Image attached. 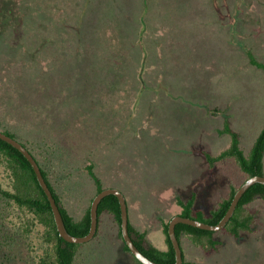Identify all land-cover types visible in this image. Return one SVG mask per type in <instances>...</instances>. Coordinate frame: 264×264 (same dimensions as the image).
Here are the masks:
<instances>
[{"label": "rangeland", "instance_id": "374dc122", "mask_svg": "<svg viewBox=\"0 0 264 264\" xmlns=\"http://www.w3.org/2000/svg\"><path fill=\"white\" fill-rule=\"evenodd\" d=\"M78 1L81 11V0H19L16 8L0 0V128L46 135L54 150L45 155L76 218L95 195L85 170L94 163L105 188L124 194L130 221L164 250L161 220L181 211L177 197L187 201L197 193L196 208L208 213L230 182L240 183L234 168L210 171L205 156L229 146L230 137L219 134L226 117L247 153L264 129V69L248 56L251 51L264 63V0H163L161 10L152 5L147 16L146 52L137 42L140 2L109 1L125 13L100 21L93 37L98 42L89 46L82 36L89 27L80 22V33L77 28L70 35L57 14L76 10ZM7 3L17 9L14 15L2 10ZM43 3L53 10L35 11ZM109 40H118L120 48ZM106 42L119 59L101 56ZM93 64L99 69L94 76L88 70ZM169 188L175 199L162 202ZM249 209L255 215L252 233L236 239L218 232L222 244L211 254L185 239L186 260L264 264V202ZM101 220L99 236L85 244L76 264H134L113 217L105 213ZM3 251L15 264H25L29 254L22 241Z\"/></svg>", "mask_w": 264, "mask_h": 264}, {"label": "trees", "instance_id": "16d2710c", "mask_svg": "<svg viewBox=\"0 0 264 264\" xmlns=\"http://www.w3.org/2000/svg\"><path fill=\"white\" fill-rule=\"evenodd\" d=\"M8 1L16 8L15 3L19 0ZM109 1L111 0H81V4L86 6L81 11H79V1L76 10L72 9V7H70L68 12H66L64 8V13L63 9H60L61 11L58 10V17L66 22V24H64L63 32L68 28L70 35L78 33L76 31L77 28L79 29L78 24L83 22V24L85 23L86 28L89 27V29L84 32L85 35H82L84 36L83 39L88 42L89 46H96L95 43H97L98 40L93 37H96L94 29L100 27L98 23L100 21L106 22L109 16H112V18H118V16L120 17V14L125 13L126 10L124 7L121 11L117 10L116 6L114 9L113 6L115 5V2L109 5ZM136 1L143 5L141 14L142 23H140L142 24L140 30L141 35L139 32L137 42H140L138 46H143L144 51L146 52L145 49H147V45L145 43V35L147 32L145 27L147 16L149 15L152 5H157L160 11L163 0ZM8 3L1 5L2 10H10V12H13V9H9ZM124 4H126L125 1L120 0V5L122 6ZM52 7L53 6L50 4H46L45 6V3H43L36 6L35 11H39V13L42 12V14L45 15L53 10ZM25 8L26 7H24V9ZM147 8H149V12H147ZM155 8L157 7L155 6ZM16 12L17 9L14 10L13 15ZM67 20H70L68 24ZM103 29V27L100 28L101 32L105 35V30ZM142 35L143 45L141 43ZM86 36H89V39ZM117 41L118 40H116V42L109 40L112 44V48H120ZM107 45L108 42H106V46L101 45V47L105 49L103 50V53H101V56L106 58L107 56H110V54L112 56L117 55L115 52L114 54L110 53L108 51L109 49H107ZM99 46L100 45H98V47ZM120 55L124 58L122 54ZM248 56L253 66L264 69V63L256 61V58H254V54L251 51L248 52ZM118 57H120L119 54L117 55V58ZM88 67V70H90V73H92L93 76L99 71L95 64L88 65ZM0 131L19 141L31 152L40 166L42 174L56 199L68 232L76 237L87 236L91 230L92 202L99 193L106 189L102 179L96 173L94 163L87 165L85 170L87 175L94 182L95 195L91 198L90 204L84 214L81 217L76 218L66 206L56 185L57 169L52 164L51 157L45 155L49 153L51 149L54 150V148H51L52 146L46 145L47 140H49L46 135L37 136L35 134L36 131L32 129L24 130L26 133H22L16 127L15 130L9 127L2 129L1 127ZM40 133H43V131L40 130ZM219 134L228 135L230 137V144L218 155L206 153L205 156L209 169L212 171L217 166H225L228 169L234 168L233 173L236 175L237 172V175L241 177L240 183L236 184L230 182L228 190H226L224 195L215 202V205L208 213L196 208L198 200L197 193H194L187 201L180 197H177L176 199V203L181 209L179 212L180 216L198 220L209 225H217L220 223L227 214L237 191L244 183L255 176L264 177V129L261 131L248 153L245 152L242 146L241 136L239 132L233 128L231 119L228 116L225 119L224 127L219 130ZM30 137L31 139H29ZM45 145L46 148L45 151H43ZM0 175V264H15L13 255H8L6 251H3V248L5 247L9 249V252H11L19 241L24 242L26 249L29 251L25 264H76L77 257L87 243H71L61 237L51 203L42 188L31 163L19 149L1 138ZM231 176L232 175L230 174V177ZM257 200H262L264 202V184L256 183L249 188L240 200L234 215L226 227L218 232H226L236 239H240L243 234L252 233L255 224V215L249 207ZM105 213H108L113 217L114 222L118 227L119 237L124 243V250L132 256L134 264H143L131 253L128 245L124 241L121 227V206L117 196L108 195L101 201L98 209V229L93 239H96L100 234L101 219L102 215ZM173 217L168 220H161V228L165 239L164 250L159 249L153 244L146 231L140 230L129 221V233L135 245L144 255L158 264L176 263V251L169 235V224ZM218 232L196 228L184 223H179L176 226V236L181 247L182 241L187 239L193 246L201 248L208 254L218 251L219 246L222 244L220 240L215 238ZM35 238L37 239L36 242H34V240H36ZM183 258V264H192L186 260L184 251Z\"/></svg>", "mask_w": 264, "mask_h": 264}, {"label": "water", "instance_id": "95a60500", "mask_svg": "<svg viewBox=\"0 0 264 264\" xmlns=\"http://www.w3.org/2000/svg\"><path fill=\"white\" fill-rule=\"evenodd\" d=\"M0 138L3 139L4 141L10 143L11 145L16 147L17 149H19L24 154V156L29 160V162L31 163L32 167L34 168V171L36 172L38 180H39L42 188L44 189V191H45L46 195L48 196V199L51 203V207H52V210L54 213V217L56 220L58 231H59L61 237H63L68 242L77 243V244H84V243L91 241L97 233L98 223H99L98 222V209H99V205H100L101 201L108 195H115L118 197L119 202H120V206H121V215H122L121 227H122L123 238H124L125 243L128 245L131 253L143 264H158V263L154 262L153 260H151L150 258H148L146 255H144L141 252V250L135 245L134 241L132 240L130 233H129L130 218H129L128 204H127V201H126L124 194L120 190L110 188V189H105L101 193H99L94 198V200L92 202V206H91V222L92 223H91L90 233L84 237L73 236L72 234H70L68 232L66 225H65V222H64V219H63V216L61 214L60 208L56 202V199L53 196V193L50 190V188H49V186H48V184H47V182H46V180L42 174L40 166L38 165L37 161L35 160V158L31 154V152L26 147H24L23 144H21L19 141L11 138L10 136L3 133L2 131H0ZM256 183L264 184V177H262V176L252 177L246 183H244L241 186V188L237 191L227 214L224 216V218L217 225H209V224L203 223L201 221L194 220L191 218H186V217H183L180 215L174 216L171 219L170 224H169V235H170L171 241L173 243L174 249L176 251V263L175 264H183L184 263L183 250H182L181 244H180V242L176 236V226L179 223H184V224L194 226L196 228L209 230V231L218 232V231L223 230L226 227V225L228 224V222L230 221V219L232 218V216L234 215L235 210L238 207L239 202L242 199L243 195L249 190V188H251Z\"/></svg>", "mask_w": 264, "mask_h": 264}, {"label": "clouds", "instance_id": "9594fccd", "mask_svg": "<svg viewBox=\"0 0 264 264\" xmlns=\"http://www.w3.org/2000/svg\"><path fill=\"white\" fill-rule=\"evenodd\" d=\"M175 196H176L175 190L169 188V189L165 190L160 195V199H161L162 202H169V203H171L172 201H174Z\"/></svg>", "mask_w": 264, "mask_h": 264}, {"label": "crops", "instance_id": "0c3cea01", "mask_svg": "<svg viewBox=\"0 0 264 264\" xmlns=\"http://www.w3.org/2000/svg\"><path fill=\"white\" fill-rule=\"evenodd\" d=\"M154 11V9H152V12ZM147 12H149V8H147ZM143 35L141 36V43H142V45H143ZM236 110V109H235ZM239 110V109H238ZM237 111V110H236ZM237 131V130H236ZM238 132V131H237ZM240 134V133H239ZM241 136V135H240ZM241 139H242V137H241ZM242 142H243V140H242ZM219 166H217L214 170H216L217 168H218ZM213 171V170H212ZM198 201V200H197ZM215 205V204H214ZM176 215H179V213H177ZM175 215V216H176ZM134 226H136L135 224H133ZM137 227V226H136ZM137 228H139V227H137ZM140 229V228H139ZM140 230H142V231H144L143 229H140Z\"/></svg>", "mask_w": 264, "mask_h": 264}]
</instances>
